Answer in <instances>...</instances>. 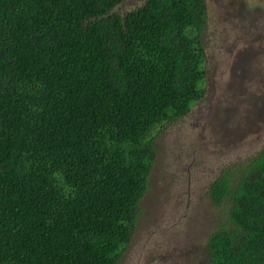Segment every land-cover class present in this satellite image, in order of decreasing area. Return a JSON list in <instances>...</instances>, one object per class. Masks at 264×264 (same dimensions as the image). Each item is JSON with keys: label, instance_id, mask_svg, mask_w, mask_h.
<instances>
[{"label": "trees", "instance_id": "16d2710c", "mask_svg": "<svg viewBox=\"0 0 264 264\" xmlns=\"http://www.w3.org/2000/svg\"><path fill=\"white\" fill-rule=\"evenodd\" d=\"M0 0V264H116L163 123L205 87L204 0ZM200 264H264V148L208 187Z\"/></svg>", "mask_w": 264, "mask_h": 264}, {"label": "rangeland", "instance_id": "374dc122", "mask_svg": "<svg viewBox=\"0 0 264 264\" xmlns=\"http://www.w3.org/2000/svg\"><path fill=\"white\" fill-rule=\"evenodd\" d=\"M146 1L126 0L115 11L124 15ZM211 6L202 33L204 93L156 130L136 228L116 264H200L202 244L223 214L210 204V183L264 148V0Z\"/></svg>", "mask_w": 264, "mask_h": 264}, {"label": "flooded vegetation", "instance_id": "af4514ba", "mask_svg": "<svg viewBox=\"0 0 264 264\" xmlns=\"http://www.w3.org/2000/svg\"><path fill=\"white\" fill-rule=\"evenodd\" d=\"M204 1H205V4H206L205 7H206V16H207V18H206V24H207V23H209L210 11L212 9V6H211L212 0H204ZM237 9L240 10L239 5H237V7H234V10H237ZM206 24H205V28H206Z\"/></svg>", "mask_w": 264, "mask_h": 264}, {"label": "water", "instance_id": "95a60500", "mask_svg": "<svg viewBox=\"0 0 264 264\" xmlns=\"http://www.w3.org/2000/svg\"><path fill=\"white\" fill-rule=\"evenodd\" d=\"M262 78H263V77H262ZM263 82H264V80H262V81L260 80V81H259L260 84L264 85ZM244 89H250V87H245ZM263 94H264V92H263ZM259 111L262 112V113H264V102H263L262 105L259 107Z\"/></svg>", "mask_w": 264, "mask_h": 264}]
</instances>
